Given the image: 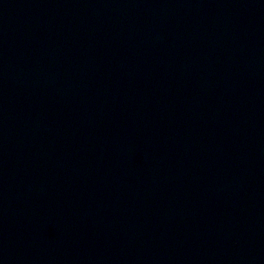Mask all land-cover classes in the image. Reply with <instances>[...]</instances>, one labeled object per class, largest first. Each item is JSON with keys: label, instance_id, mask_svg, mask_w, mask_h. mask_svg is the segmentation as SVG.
I'll use <instances>...</instances> for the list:
<instances>
[{"label": "water", "instance_id": "95a60500", "mask_svg": "<svg viewBox=\"0 0 264 264\" xmlns=\"http://www.w3.org/2000/svg\"><path fill=\"white\" fill-rule=\"evenodd\" d=\"M0 264H264V0H0Z\"/></svg>", "mask_w": 264, "mask_h": 264}]
</instances>
